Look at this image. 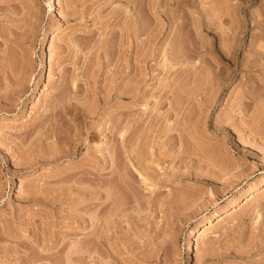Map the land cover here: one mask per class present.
Returning <instances> with one entry per match:
<instances>
[{
    "label": "rangeland",
    "instance_id": "1",
    "mask_svg": "<svg viewBox=\"0 0 264 264\" xmlns=\"http://www.w3.org/2000/svg\"><path fill=\"white\" fill-rule=\"evenodd\" d=\"M134 1L0 0L11 33L0 45L9 66H0L29 69L25 90L0 100V264H264V0ZM132 59L138 100L122 90ZM73 74L71 94L63 86ZM156 97H171L177 116H166V104L157 110ZM167 123L186 144L163 134ZM194 157L207 162L195 168ZM218 165L220 175L211 171Z\"/></svg>",
    "mask_w": 264,
    "mask_h": 264
},
{
    "label": "bare ground",
    "instance_id": "2",
    "mask_svg": "<svg viewBox=\"0 0 264 264\" xmlns=\"http://www.w3.org/2000/svg\"><path fill=\"white\" fill-rule=\"evenodd\" d=\"M1 1H2V0H1ZM78 1H79V0H78ZM133 1H134V0H133ZM134 2H137V1H134ZM82 3H84V2H82ZM2 4H3V3H2ZM0 6H1V2H0ZM2 7H3V6H1V9H2ZM50 7H51V6H50ZM5 8H6V7H5ZM50 9H51V8H50ZM66 10H67V9H66ZM0 11H1V10H0ZM8 11H9V10H7L6 13H7ZM81 12H82V11H81ZM83 12H84V11H83ZM6 13H5V14H6ZM9 13H10V14H9ZM67 13H68V14H67ZM71 13H72L71 11H68V12L66 11V15H63V16H67V17H68V16H70ZM73 13H74V12H73ZM73 13H72V14H73ZM85 13H86V12H85ZM7 14H9V17L12 15L10 11H9ZM7 14H6V15H7ZM72 14H71V16H72ZM77 14H78V12H77ZM77 14H76V12H75V15H77ZM75 15H73V16L75 17ZM81 15H82V13H81ZM73 16H72V17H73ZM82 16H83V15H82ZM84 16H85V15H84ZM84 16H83V17H84ZM83 17H82V18H83ZM10 18H11V17H10ZM79 18H81V17H79ZM82 18H81V19H82ZM5 19H6L7 23H9V22H8V18L6 17ZM5 19H4V23H5V25H6V21H5ZM76 19H78V18H76ZM0 20H1V19H0ZM106 20H108V19H106ZM239 21H240V20H239ZM4 23H3V24H4ZM105 23H106V22H105ZM109 23H110V22H109ZM3 24H1V25H2L1 28H2V32H3V33L0 31V33H1L0 36L2 35V36L4 37V34H5L6 36H8L6 33H4V31L7 30V33H9V37H11V36H10L11 33L8 31L9 28H8V29L6 28V30L4 29V31H3V28L5 27V25H3ZM102 24H103V23H102ZM102 24H101V25H102ZM135 24H136V23H135ZM1 25H0V26H1ZM9 25H10V24H9ZM3 26H4V27H3ZM10 26H11V25H10ZM10 26H9V27H10ZM6 27H8V25H7ZM100 27H101V26H100ZM1 28H0V30H1ZM90 30H91V29H90ZM90 30H87V29H86L85 32L87 33V35H89L88 32H90ZM11 31H12V30H11ZM87 31H88V32H87ZM91 32H92V31H91ZM101 32H102V31H101ZM86 33H85V34H86ZM135 33H136V32H135ZM91 34H92V33H91ZM55 35H56V34H55ZM82 35H83V34H82ZM6 36H5L4 38H3V37H0V38H1V39H0V45L2 44V46H4V44H6V43L8 44V42H6ZM90 36H91V35H90ZM90 36H87V37H86V36H82V37H85V38H84V42L81 43L82 46H83V44L86 43V42H87L86 44H88V42H89V44H90V40H88V39H91ZM255 36H256V35H255ZM9 37H8V39H11V38H9ZM86 38H87V39H86ZM82 39H83V38H82ZM85 40H86V41H85ZM7 41H9V40H7ZM138 41H139V40H138ZM137 43H138V42H137ZM7 44L5 45V47H7ZM78 44H79V43H78ZM86 44H84V45H86ZM2 46H1V47H2ZM55 46L58 47V48L56 49V50H58L57 53H58V52H59V53H60V52H63V53H64L63 50H64V48L66 47L65 44L63 45V47H62V45H61L60 43H57V45H55ZM64 46H65V47H64ZM70 46H71V45H70ZM78 46H79V45H78ZM90 46H91V45H90ZM135 46H136V45H135ZM1 47H0V49H1ZM83 47H84V46H83ZM137 47H138V44H137L136 47H133L134 49L136 48V49H135L136 51L134 50L135 53L133 52V53H134V56H136V55H135L136 52H137V55L139 54V51H138L139 48H137ZM67 48H68V47H67ZM67 48H65V51H67V50H66ZM86 48H88V47L86 46ZM91 48H92V47H91ZM2 49H3V48H2ZM2 49H1V51H0L1 54H2V55L0 54L1 56H3V53H2V52L4 51V50H2ZM5 49H6V48H5ZM6 50H8V49H6ZM86 50H87V49H86ZM88 50H89V49H88ZM90 50H91V49H90ZM131 50H133V49H131ZM74 51H75V50H74ZM91 51H92V50H91ZM91 51H89L88 53L85 52L86 54L84 53V55L86 56V58H87L88 54H89V56L92 55V54H91ZM129 52H130V51H129ZM5 53H6V52H5ZM15 53H16V52H15ZM127 53H128V52H127ZM130 53H131V52H130ZM130 53H129V54H130ZM12 54H13V53H12ZM17 54H18V53H17ZM24 54H25V53H24ZM8 55H9V54H8ZM74 55H75V54H74ZM126 55H127V54H126ZM1 56H0V57H1ZM4 56H5V55H4ZM4 56H3V57H4ZM65 56H66V54H65ZM85 56H84V57H85ZM89 56H88L87 60L89 59ZM9 57H10V56H9ZM9 57H8V58H9ZM57 57H58V56H57ZM84 57L82 58V59H84V61H86V63H84V64H85V66H84V67H85L84 70H85V72H86V74L84 73V76H86L85 78H88V77H90L91 71H92L93 69L91 70V69L89 68V66H91V65H90L91 63L88 62L89 60H88V61L85 60ZM90 57H91V56H90ZM131 57H132V56H131ZM167 57H168V56H167ZM258 57H259V56H258ZM1 58H2V57H1ZM5 58H6V57H4V59H5ZM11 58H12V57H11ZM17 58H18V57H17ZM22 58H24V57L21 56V61L23 60ZM65 58H66V57H65ZM137 58H138V56L135 57V59H137ZM4 59H3V60H4ZM59 59H60V58H59ZM128 59L130 60V58H128ZM1 60H2V59H1ZM3 60L0 61V62H3ZM15 60H17V59H15ZM129 60H127V61H128L129 64H131V65H129L128 68H127V65H128V64L124 66V68H127V69H124V77H123V76H122V77H123V78H125V77H129V79H130V78H131V79L133 78V80H131V81H132L131 83H132V85H134V86L132 87V86H131V83H129V82H128L129 80L126 78L127 80H126V83L124 84L125 87H124V89H122V90H124V92H125L124 94L127 95V96H128V95H131V96L133 95V96H134V94L137 96V95H139V94H136V92H137V90H136V89H137V85L139 84V82H138V80H139V79H138V77H139V75H138V73H139V72H138L139 67H137V66H139V64L137 65V63H136V65L133 66L132 64H135V62H137V61L134 60V59H132L133 62L131 63V61H129ZM7 61H8V60H7ZM90 61L92 62V59H91ZM123 61H124V60H123ZM134 61H135V62H134ZM257 61H258V60H257ZM124 62H126V60H125ZM245 62H246V61H245ZM3 63H6V62H3ZM9 63H10V62H9ZM20 63H21V64L23 63V65H22L21 67L19 66L21 69L16 68V67H18V66H16V67H14V70L12 69L13 71L10 70L11 67L8 68V70H7V69L5 70V69H4V66H5V65L2 64V63H0V65H4L3 67L0 66V69L3 68L2 71L4 70V71H3V75H2V74L0 75V77H2V79L0 78V79H1L0 82H1L2 80H4V79H8L9 82H7V80H6L5 82H6V83H10L9 86H8V85H6V84L4 83V81H2V83L5 84V85H4L5 87L8 86V87L6 88V90H5L3 87L0 86V87L3 89V90H1V88H0V100H2V102H3V101L6 102V101L8 100V98L12 95V93H14V92H18V93H20V92H23V91L25 90L24 85H23L22 82H24L23 79H25L26 77H27L26 79H28V76H26V74L29 72V71H28L29 69L27 70L28 67L25 66V65H27V64L24 65L25 62H20V61H19V65H20ZM73 63H74V62H73ZM82 63H83V61H82ZM89 63H90V64H89ZM125 64H126V63H125ZM6 65L9 66L7 63H6ZM10 65H11V64H10ZM245 65H246V64H245ZM7 66H5V67L7 68ZM60 66H61V64H60ZM92 66H93V65H92ZM243 66H244V65H243ZM55 67H56V66H55ZM170 67H173V65L170 66ZM170 67H168V68L170 69ZM15 68L18 69L17 72L15 71V70H16ZM64 68H65V66H64ZM137 68H138V69H137ZM240 68H241V67H240ZM258 68H259V67H258ZM58 69H59V68H58ZM62 69H63V67H62ZM62 69H61V70H62ZM169 69H168V70H169ZM9 70H10V71H9ZM26 70L28 71L27 73H25ZM55 70H56V69H55ZM133 70H134V74L132 75L133 77H132V76H129V74H130ZM168 70H167V71H168ZM172 70H174V69H172ZM2 71H1V73H2ZM62 71H63V70H62ZM89 71H90V72H89ZM65 72H66V70H65ZM122 72H123V69H122L121 73H122ZM58 73H59V72H58ZM58 73H57V74H58ZM60 73H61V75H62L63 72H60ZM75 73H76V72H75ZM140 73H141V72H140ZM116 74H117V73H116ZM187 74H188V73H187ZM213 74H214V73H213ZM27 75H28V74H27ZM63 75H64V74H63ZM63 75H62L61 78H63ZM74 75H75V77H73ZM120 75H121V74H120ZM130 75H131V74H130ZM137 75H138V77H137ZM59 76H60V74H59ZM59 76H57V79H58ZM66 76H67V75H66ZM66 76H65V78H64L65 80H66ZM77 76H78V75L73 74V75L70 77V79L72 80V78H73V80H74V78L76 79ZM192 76H193V75H192ZM91 77H93V75H91ZM122 77H121V80H122ZM195 77H196V76H195ZM3 78H4V79H3ZM61 78H60V79H61ZM26 79H25V81H26ZM88 79H89V78H88ZM62 80H63V79H62ZM62 80H61L60 82H62ZM73 80H72V84L75 82V80H74V82H73ZM190 80H191V79H190ZM212 80H213V79H212ZM77 81H78V80H77ZM85 81H86V80L84 79V83H86ZM122 81H123V80H122ZM133 81H134V82H133ZM88 82H89V83L91 82V78H90V81L88 80ZM62 83H63V82H62ZM69 83H70V81H69ZM69 83H68L67 86H63L64 88H63V87H62V88L65 89V87H67V88L69 89L68 91H71V89L73 90L74 88H75V89L78 88V87L75 86L76 82H75V84H73V86H72V84H69ZM89 83H88V85H89ZM185 83H186V82H185ZM77 84H78V83H77ZM77 84H76V85H77ZM86 84H87V83H86ZM252 84H253V83H252ZM62 85H63V84H62ZM69 85H71L73 88H71V87L69 88V87H68ZM161 85H162V84H161ZM166 85H167V84H166ZM166 85H165V87H166ZM259 85H260V84H259ZM78 86H79V84H78ZM163 86H164V85H163ZM167 86H168V85H167ZM169 86H170V85H169ZM169 86H168V87H169ZM176 86H177V85H176ZM122 87H123V86H122ZM160 87H161V86H160ZM172 87H173V86H172ZM60 88H61V87H60ZM67 88H66L65 90H67ZM163 88H164V87H163ZM163 88H161V89H163ZM258 88L261 89V87H259V86H258ZM63 89H62V90H63ZM75 89L73 90L74 92H76ZM118 89H119V88H118ZM253 89H254V88H253ZM60 90H61V89H60ZM76 90L78 91V89H76ZM195 90H196V89H195ZM256 90H257V89H256ZM68 91H66L67 94H68ZM73 91H71V92H72L71 94H74ZM158 91H159V90H158ZM170 91H171V90H170ZM257 91H259V90H257ZM139 92H140V91H139ZM249 92H250V90H249ZM69 93H70V92H69ZM76 93H77V92H76ZM76 93H75V94H76ZM107 93H108V91H107ZM119 93H121V91H120ZM244 93H245V92H244ZM252 93H253V92H252ZM14 94H15V93H14ZM62 94H63V93H62ZM64 94H65V92H64ZM124 94H123V91H122V96H124ZM155 94H156V92H155ZM164 94H165V93H164ZM240 94H241V93H240ZM53 95L55 96L56 94H53ZM117 95H118V94H117ZM119 95H120V94H119ZM183 95H184V94H183ZM54 96H53V98H54ZM139 96H140V95H139ZM139 96L136 97L137 100L140 98ZM157 96H158V95H157ZM161 96H162V95H161ZM164 96H166V95H164ZM168 96H169V95H168ZM60 97H61V96H60ZM64 97H65V96H64ZM248 97H249V96H248ZM248 97H247V98H248ZM156 98H157V101H158V99L160 100V98H158V97H156ZM156 98H155V99H156ZM163 98H166V97H163ZM170 98H171V97H169V98L167 97L166 99H162V100H160V102H157V104L155 105V106H158V105L160 104V107H161V105H165V104H166V106L168 105V106H169V107L167 108L168 110H167V112L165 113L166 116H168L169 114H171V112H174V111L177 110V109H176V110L172 111V110H173V109H172V106H171V105H172V102L170 101V100H171ZM247 98H246V99H247ZM251 98H252V97H251ZM55 99H56V98H55ZM66 100H68V99H66ZM85 100H86V99H85ZM177 100H178V99H177ZM54 101H55V100H54ZM58 101H59V100H58ZM150 101H151V100H150ZM175 101H176V100H175ZM59 102L63 104L62 106H64V103H65V102H64L63 100H60ZM59 102H58V104H59ZM63 102H64V103H63ZM66 102H67V101H66ZM155 102H156V101H155ZM247 102H248V101H247ZM8 103H9V102H8ZM52 103H53V102H52ZM87 103H88V102H87ZM87 103H86V104H87ZM158 103H159V104H158ZM245 103H246V102H245ZM58 104H57V105H58ZM67 104H70L69 106L72 107L71 103H67ZM133 104H134V103H133ZM173 104H174V103H173ZM178 104H180V103H178ZM178 104H177V105H178ZM151 105H152V104H151ZM248 105H249V104H248ZM48 106H49V105H48ZM50 106H52V105H50ZM65 106H67V105H65ZM69 106H67V107L70 108V109H72V108L69 107ZM74 106H75V105H74ZM74 106H73V107H74ZM173 107H175V106H173ZM246 107H247V106H246ZM65 108H66V107H65ZM75 108H76V107H75ZM77 108H78V107H77ZM77 108H76V109H77ZM150 108H151V107H150ZM161 108H162V107H161ZM248 108H249V107H248ZM63 109H64V107H63ZM76 109H75V110H76ZM159 109H160V108H159V106H158V109H157V110H159ZM179 109H180V108H179ZM246 109H247V108H246ZM72 110H74V109H72ZM75 110H74V111H75ZM80 110H81V109H80ZM143 110H145V107L143 108ZM165 110H166V109H165ZM77 111H78V112H77ZM77 111H75L76 114H77V113L79 114V109H77ZM82 111H83V110H82ZM131 111H132V110H131ZM140 111H141V110H140ZM148 111H149V110H148ZM148 111H147V112H148ZM150 111H151V110H150ZM152 111H153V110H152ZM245 111H246V110H245ZM158 112H159V111H158ZM158 112H154V113H152V115L155 114V115H153V116L155 117V120H157ZM177 112H179V110H177V111L174 112L173 114L176 113V116H177ZM129 113H130V112H129ZM129 113H127V115H129V116H127V117L130 118V114H131V113H130V114H129ZM132 113H133V112H132ZM181 113H182V112H181ZM125 114H126V113H125ZM143 114H144V113H143ZM143 114H142V115H143ZM145 114H146V113H145ZM159 114H160V112H159ZM138 115H139V114H138ZM163 115H164V114H163V112H162V116H163ZM184 115H185V114H184ZM74 116H75V115H74ZM74 116H73V117H74ZM156 116H157V117H156ZM162 116H161V117H162ZM79 117H80V116H79ZM122 117L124 118V116H122ZM125 117H126V116H125ZM127 117H126V118H127ZM140 117H141V116H140ZM154 117H153V119H154ZM163 117H165V115H164ZM169 117H170V116H169ZM180 117H181V116H180ZM123 118H122V119H123ZM144 118H145V117H144ZM159 118H160V117H158V119H159ZM178 118H179V117H178ZM73 119H74V118H73ZM146 119H148V118H146ZM153 119H152V122L155 121V120L153 121ZM167 119H168V117H167ZM123 120H124V119H123ZM130 120H131V118H130ZM139 120H140V119H139ZM139 120H138V122H140ZM150 120H151V119H150ZM124 121L129 122V121H128V118L125 119ZM133 121H134V120H133ZM135 121H136V120H135ZM135 121H134V122H135ZM165 121H166V120H165ZM186 121H187V120H186ZM186 121H185V122H186ZM138 122H136V123H138ZM147 122H148V121H147ZM156 122H157V121H156ZM144 123H145V122H144ZM154 123H155V122H154ZM154 123H153V124H154ZM124 124L126 125L125 122H124ZM128 124H129V123H127L126 128H125V125H123V124H122L123 126L121 125V128H122V127L125 128V129L122 131V133H123L124 131H126V129L129 128V127H128ZM139 124H140V123H139ZM139 124H138V126H139ZM146 124H147V123H146ZM183 124H184V123H183ZM77 125H78V124H77ZM129 125H130V124H129ZM156 125H157V124H156ZM134 126H135V125H134ZM136 126H137V125H136ZM151 126H152V123L150 124V126L147 127V130H148L149 127L151 128V129L149 128L150 130H153ZM158 126H159V125H158ZM127 127H128V128H127ZM162 127H163V126H162ZM162 127H161V129L158 130V131L161 132V133L163 132V131H161V130H162ZM121 128H120V130H121ZM135 128H136V127H135ZM144 128H145L144 130H145L146 132H149V131L146 130V127H144ZM156 128H157V127H156ZM54 129H56V128H54ZM122 129H123V128H122ZM170 129H171V124H170V123H167V125H165V127H164V129H163V130H165V132H163V134L165 135V133H167L169 136H171V135L174 136V134L176 133V134H175V136H176L175 140L178 139V141L180 142V144L183 143V142L185 143V139H184V136H183V133H182V130H181L182 128H181V129H180V128H179V129L177 128V129H175V130H174V129H173V130H172V129L170 130ZM242 129H243V128H242ZM58 130H59V129H58ZM68 130H69V129H68ZM120 130H119V132H121ZM137 130H138V129H137ZM61 131H62V130H61ZM129 131H130V130H128V132H129ZM133 131H134V130H131L132 133H133ZM140 131H141V129H140ZM145 131H142V133L144 132V134H143L144 136L147 134V133L145 134ZM56 132H57V131H56ZM65 132H67V131H65ZM126 132H127V131H126ZM126 132H124V133H126ZM137 132H138V131H137ZM150 132H152V131H150ZM159 132H157V131L155 130V133L160 134ZM174 132H175V133H174ZM51 133H52V132H51ZM61 133H62V132H61ZM75 133H76V132H75ZM122 133L120 134V136H121V135H122V136H121V138H120L119 140H117L118 138H116V141H117L116 143H118V141H119V143L121 144V146H122V145L126 146L127 143H128V141L131 139V137H130L129 139L126 138V137L130 136V135H129L130 132H129V134L127 133L128 135H127V134H124V133H123V134H124V135H123ZM132 133H131V134H132ZM140 133H141V132H140ZM59 134H60V132H59ZM136 134L139 135V132L136 133ZM148 134H149V133H148ZM148 134H147L145 137H147ZM158 134H157V135H158ZM184 134H185V133H184ZM62 135H63V134H61V136H62ZM68 135H69V133H68ZM138 135H137V136H138ZM143 135L141 134V138H142ZM149 135H150V134H149ZM51 136H52V135H51ZM92 136H93V135H92ZM118 136H119V135H118ZM134 136H135V135H134ZM137 136H135V140H137V138H136ZM166 136H167V135H166ZM169 136H168V138H169ZM57 137L59 138L60 136H57ZM63 137L65 138V135L62 136V138H63ZM145 137H143V138L145 139ZM148 137H150V136H148ZM156 137H157V136H156ZM177 137H178V138H177ZM83 138H84V137H83ZM132 138H133V137H132ZM59 139H61V138H59ZM67 139H68V138H67ZM77 139H78V137H77ZM170 139H171V138H170ZM57 140H58V139H57ZM127 140H128V141H127ZM146 140H147V139H146ZM153 140H154V139H153ZM166 140H167V139H166ZM172 140L174 141V139H172ZM58 141H59V140H58ZM131 141H132V140H131ZM133 141H134V140H133ZM59 142H60V141H59ZM129 142H130V141H129ZM152 142H153V141H152ZM187 142H188V141H187ZM61 143H62V142H61ZM133 143H134V142H133ZM138 143H139V142H138ZM169 143H170V142H169ZM184 143H183V144H184ZM172 144H173V142H172ZM185 144H186V143H185ZM80 145H81V144H80ZM138 145H139V144H138ZM148 145H149V144H148ZM173 145H174V144H173ZM201 146H202V145H201ZM127 147H128V146H127ZM120 148H121V149H120L121 151L125 150V149H124L125 147H120ZM144 148H145V147H144ZM167 148H168V147H167ZM74 149H75V148H74ZM122 149H123V150H122ZM126 149H127V148H126ZM207 149H208V148H207ZM207 149H206V150H207ZM55 150H56V149H55ZM59 150H61V149H59ZM134 150H135V149H134ZM136 150H137V149H136ZM190 150H191V149H190ZM200 150H201V149H200ZM56 151H57V150H56ZM62 151H63V150H62ZM125 151H127V150H125ZM130 151H131V150H130ZM201 152H202V151H201ZM205 152H206V151H205ZM58 153H59V152H58ZM122 153H125V152H122ZM182 153H183V152H182ZM196 153H197V152H196ZM53 154H54V153H53ZM53 154H51V155H53ZM55 154H56V153H55ZM55 154H54V155H55ZM205 154H206V153H205ZM207 154H208V153H207ZM174 155H175V154H174ZM193 155H194V154H193ZM196 155H197V154H196ZM198 155H199V154H198ZM57 156H58V155H57ZM176 156H177V155H176ZM202 156H203V155H202ZM218 156H219V155H218ZM52 157H53V156H52ZM111 157H112V156H111ZM178 157H179V155H178ZM50 158H51V157H50ZM115 158H116V157H115ZM115 158H114V156H113V157L110 159V164H112V165L114 166L115 163H118V164H116V165H118V167H120V166H121V163H122L123 161L120 163V166H119V162H118V161H120L121 159H120V157H119L120 160L115 159ZM131 158H132V157H131ZM182 158H183V157H182ZM194 158H195V160H194L193 162H191V163L194 164V167H195V165H197V164H199V163H200L201 165H204V164H206V162H207V161L205 162V160H203L204 157H203V158H202V157H200V158H198V157H194ZM217 158H218V157H217ZM112 159H114L115 161L112 160ZM179 159H180V158H179ZM191 159H192V158H191ZM191 159H190V160H191ZM147 160H148V159H147ZM183 160H184V159H183ZM192 160H193V159H192ZM192 160H191V161H192ZM206 160H207V159H206ZM218 160H219V159H218ZM113 161H114V162H113ZM116 161H117V162H116ZM195 161H196V164H195ZM208 161H209V160H208ZM111 162H113V163H111ZM198 162H199V163H198ZM210 164H211V163H210ZM220 164H221V163H220ZM149 165H150V164H149ZM190 165L192 166V164H190ZM137 166H138V165H137ZM191 166H189V167H191ZM116 167H117V166H116ZM142 167H143V166H142ZM146 167H147V166H146ZM197 167H198V165H197ZM113 168H114V167H113ZM126 168H127V167H126ZM191 168H193V167H191ZM195 168H196V167H195ZM195 168H194V169H195ZM199 168H200V167H199ZM211 168H212V167H211ZM111 169H112V166H111ZM111 169H110V170H111ZM116 169H117V168H116ZM116 169H115V170H116ZM139 169H140V168H139ZM221 169H222V168L220 167V165H218V166L213 167V169H211V171H212L214 174H216V175H220V174L222 173V170H221ZM115 170H113L112 173H114ZM117 170H118V169H117ZM143 170H144V169H143ZM195 170H196V169H195ZM111 171H112V170H111ZM147 171H148V170H147ZM188 171H189V170H188ZM198 171H199V170H198ZM223 171H224V170H223ZM224 172H225V171H224ZM110 173H111V172H110ZM142 173H143V172H142ZM146 173H147V172H146ZM146 173H145V174H146ZM149 173H150V172H149ZM139 174H140V173H139ZM154 175H155V174H154ZM184 175H185V174H184ZM193 175H194V174H193ZM196 175H197V174H196ZM199 175H200V174H199ZM204 175H205V174H204ZM129 176H130V175H129ZM138 176H139V175H138ZM140 176H141V177H139V178H142V179L145 178V177H143L141 174H140ZM148 176H149V175H148ZM121 177H122V176H121ZM120 179H122V178H120ZM152 179H153V178H152ZM157 179H158V178H157ZM129 180H130V177H129V179H128V182H129ZM143 180H144V179H143ZM143 180H142V182H143ZM126 181H127V180H126ZM132 181H134V180H132ZM148 181H149V180H148ZM151 181H152V180H151ZM96 182H97V181H96ZM96 182H95V183H96ZM120 182H122V183L124 184V181H123V180L120 181ZM128 182H126V183H128ZM144 182H145V181H144ZM97 183H98V182H97ZM97 183H96V186L99 187V186L97 185ZM146 183H147V182H146ZM148 183H150V181H149ZM148 183H147V184H148ZM153 183H154V182H153ZM98 184H99V183H98ZM129 184H130V182H129ZM151 184H152V183H151ZM94 185H95V184H94ZM99 185H100V184H99ZM121 185H122V184H121ZM126 186H128V185L126 184ZM148 186H149V185H148ZM263 186H264V185H263ZM128 187H130V186H128ZM133 188H134V187H133ZM151 188H152V187H151ZM153 188H154V187H153ZM153 188H152V189H153ZM99 189H100V188H99ZM263 189H264V187H263ZM97 190H98V188H96V191H97ZM134 190H135V188H134ZM96 191H94V194H96V195L98 196V192H96ZM98 191H100V190H98ZM92 192H93V191H92ZM135 192H136V191H135ZM252 197H253L252 195H249L248 197L245 196V197H244L245 199L243 200L242 204L247 203ZM123 198H124V201L126 202L125 199H127V198H126V197H123ZM132 198H133V197H132ZM93 199H94V195H93ZM96 199H97V197H96ZM133 199H134V198H133ZM96 201H97V200H96ZM96 201H95V202H96ZM122 201H123V200H122ZM122 201H121V203H124V201H123V202H122ZM168 201H169V200H168ZM99 203H100V202H99ZM99 203H97V205H99ZM95 205H96V204H95ZM95 205H94V206H95ZM97 205H96V208H94L93 210H97V209H98L97 212H96V214H94V217L96 216V218L99 219V218H101V216L99 217V215L102 214V213H101V211H102L101 209H102V208L99 209L101 203H100V205H99V208H98ZM122 205H123V204H121V206H122ZM124 205H126V203H124ZM123 207H124V206H123ZM126 207H127V206H126ZM118 209H119V208H118ZM124 209H126V208H124ZM99 210H101V211H99ZM236 210H237V208L232 207V210L229 211L228 213H225V214H223V215H222V214L216 215V217H217L216 222L223 221L227 216H229V215L233 214L234 212H236ZM98 212H100V214H98ZM123 212H124V211H123ZM94 213H95V211H94ZM258 215H259V214H258ZM98 217H99V218H98ZM96 218H94V219H96ZM97 219H96L95 221H97ZM92 220H93V218H92ZM100 220H101V219H100ZM212 220H213V219H210V218H209V220H208L204 225H202L200 231H199V232L197 233V235H196L197 237H199V236L205 234V233L208 231V229L211 228V227L213 226ZM94 223H95V222H94ZM98 224H99V223H98ZM94 225H95L94 228H95L96 230L99 229V228H98V225H97V222H96V224H94ZM96 225H97V226H96ZM105 225H106V224H105ZM99 230H100V229H99ZM242 231H243V230H242ZM101 232H102V230H101ZM96 233H97V232H95V234H96ZM93 234H94V233H93ZM93 234H92V235H93ZM95 234H94V235H95ZM98 234H99V232H98ZM257 234H258V233H257ZM94 235H93V236H94ZM96 236H97V235H96ZM96 236H95V238H94L93 240H91V241H92V245H93V241H94V243H96V242L99 243V241H97V240H99V239H98V236H99V235H98L97 237H96ZM100 236H101V233H100ZM251 236H252V235H251ZM96 238H97V240H96V242H95V239H96ZM101 238H102V237H101ZM101 238H100V241H101ZM103 238H104V237H103ZM104 239H105V238H104ZM162 239H163V238H162ZM155 240H156V239H155ZM157 240H158V239H157ZM159 240H160V239H159ZM252 240H253V239H252ZM255 240H256V239H255ZM151 241H152V240H151ZM259 241H260V240L257 241V244H259V243H258ZM161 242H162V241H161ZM161 242L159 241L158 243L161 244ZM166 242H167V241H166ZM97 243H96V245H98ZM156 243H157V242H156ZM252 243H253V242H252ZM103 244H104V243H103ZM160 244H159V246H160ZM255 244H256V243H255ZM260 244H263V243H260ZM89 245H90V244H89ZM168 245H169V244H168ZM248 245H249V244H248ZM252 245H254V244H252ZM154 246H155V245H154ZM159 246H158V247H159ZM161 246H162V245H161ZM163 246H165V245H163ZM255 246H256V245H255ZM257 246H258V245H257ZM259 246L261 247V246H263V245H259ZM259 246H258V247H259ZM94 247H96V246L94 245ZM97 247H98V246H97ZM263 247H264V246H263ZM91 248H93V246H92ZM159 248L161 249V247H159ZM94 249H95V248H94ZM96 249H98V248H96ZM163 249H164V247H163ZM163 249H162V250H163ZM239 249H240V248H239ZM93 251H94V250H93ZM158 251H159V250H158ZM158 251H157V253H158ZM236 251H237V250H236ZM95 252L98 253L97 250H95ZM163 252H164V251H163ZM152 257H154V256H152ZM34 258H35V257H34ZM36 258H37V256H36ZM39 258H40V257H39ZM30 260H31V259H30ZM36 260H37V259H36ZM24 262H27V261H24Z\"/></svg>",
    "mask_w": 264,
    "mask_h": 264
}]
</instances>
